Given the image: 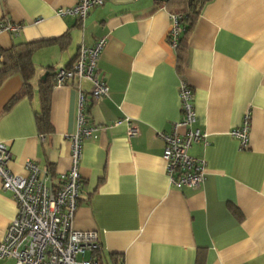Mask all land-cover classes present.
<instances>
[{
  "label": "crops",
  "instance_id": "1",
  "mask_svg": "<svg viewBox=\"0 0 264 264\" xmlns=\"http://www.w3.org/2000/svg\"><path fill=\"white\" fill-rule=\"evenodd\" d=\"M181 1L105 0L80 19L56 14L77 0H0V21L22 24L15 35L0 31V52L33 44L29 88L18 71L0 77V141L9 147L8 168L24 174L26 161L34 160L57 185L70 165L82 97L94 130L82 143L72 225L97 235L101 264H264V0L206 2L178 67L169 31ZM100 39L95 74L108 93L94 98L87 79L52 85L49 123L40 128V86L51 83L48 72L70 67L81 44ZM181 80L193 91V127L206 132L205 142L188 149L206 163L196 189L171 183L158 134L182 117ZM246 112L243 148L230 132ZM127 120L137 128L133 136ZM15 213L11 191L0 185V239ZM0 264L14 260L4 257Z\"/></svg>",
  "mask_w": 264,
  "mask_h": 264
},
{
  "label": "built area",
  "instance_id": "2",
  "mask_svg": "<svg viewBox=\"0 0 264 264\" xmlns=\"http://www.w3.org/2000/svg\"><path fill=\"white\" fill-rule=\"evenodd\" d=\"M105 0H77L68 7L56 10L58 16L84 18L91 7L101 5ZM169 42L176 47L180 31V14L172 13ZM41 18L35 20L39 22ZM22 24L9 19L0 21V31L18 34ZM104 39L94 45L81 44L70 67L57 68L54 85L71 80L87 79L92 83L91 94L99 98L108 93V86L95 74L97 59L104 46ZM3 55L0 53V62ZM178 95L182 117L171 124L169 131L159 132L163 141L162 159L171 183L177 188H199L206 173V163L188 153L192 143L205 142L206 132L193 127L196 112L193 105V91L183 80L179 83ZM82 97L79 99L76 130L70 136V165L59 174L57 185L49 184L48 170L39 167L34 160H27L24 174H14L8 168L11 158L9 147L0 141V185L11 191L16 204L15 216L8 223L0 239V259L9 257L14 264H101L97 258H85L87 251L101 248L94 232L77 230L73 227L81 195L79 161L83 140L89 137L94 127L88 125L83 113ZM249 113L242 118L240 128L231 130L240 147L247 145ZM137 128L127 120V134L133 136Z\"/></svg>",
  "mask_w": 264,
  "mask_h": 264
},
{
  "label": "trees",
  "instance_id": "3",
  "mask_svg": "<svg viewBox=\"0 0 264 264\" xmlns=\"http://www.w3.org/2000/svg\"><path fill=\"white\" fill-rule=\"evenodd\" d=\"M166 1L169 0H165V2ZM208 1L209 0H183L181 1L180 8L173 12L180 14V18L178 21L180 31L175 47L178 67L181 66L184 59L188 35L192 30L202 7ZM32 45V43H24L23 45L18 44L6 53L0 52L4 56V60H2L0 63H3L5 65V68L0 70L1 78L8 75L9 73L18 71L21 73L24 79V87L26 89L29 88L30 79L33 75L34 70L33 63L31 61V53L33 51ZM54 74L55 70L52 73L48 72V76H52L51 83H49L48 81L46 83L44 81L40 86L42 107L41 111L36 117L37 124L40 128H42L43 126L47 128V125L49 123V90L50 87L54 85ZM17 98L18 96H14L12 99H10V101L6 104V108H8ZM92 253L93 258H97L98 261H100V250H94Z\"/></svg>",
  "mask_w": 264,
  "mask_h": 264
}]
</instances>
